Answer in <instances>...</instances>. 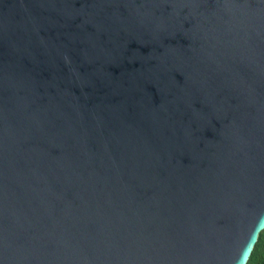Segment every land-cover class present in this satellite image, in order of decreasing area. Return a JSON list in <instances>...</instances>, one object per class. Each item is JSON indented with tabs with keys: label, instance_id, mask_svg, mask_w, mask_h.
I'll return each instance as SVG.
<instances>
[{
	"label": "water",
	"instance_id": "95a60500",
	"mask_svg": "<svg viewBox=\"0 0 264 264\" xmlns=\"http://www.w3.org/2000/svg\"><path fill=\"white\" fill-rule=\"evenodd\" d=\"M264 229V0H0V264H246Z\"/></svg>",
	"mask_w": 264,
	"mask_h": 264
},
{
	"label": "trees",
	"instance_id": "16d2710c",
	"mask_svg": "<svg viewBox=\"0 0 264 264\" xmlns=\"http://www.w3.org/2000/svg\"><path fill=\"white\" fill-rule=\"evenodd\" d=\"M246 264H264V229L260 232L259 238Z\"/></svg>",
	"mask_w": 264,
	"mask_h": 264
}]
</instances>
